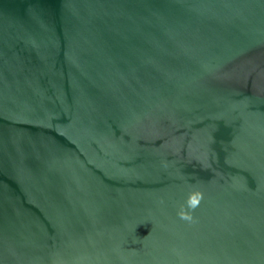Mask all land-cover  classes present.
<instances>
[{"label":"water","instance_id":"1","mask_svg":"<svg viewBox=\"0 0 264 264\" xmlns=\"http://www.w3.org/2000/svg\"><path fill=\"white\" fill-rule=\"evenodd\" d=\"M0 264H264V0H0Z\"/></svg>","mask_w":264,"mask_h":264}]
</instances>
